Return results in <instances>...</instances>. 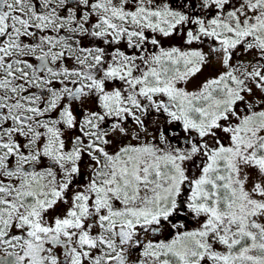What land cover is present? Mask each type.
<instances>
[{
    "label": "snow or ice",
    "instance_id": "obj_1",
    "mask_svg": "<svg viewBox=\"0 0 264 264\" xmlns=\"http://www.w3.org/2000/svg\"><path fill=\"white\" fill-rule=\"evenodd\" d=\"M0 264H264V0H0Z\"/></svg>",
    "mask_w": 264,
    "mask_h": 264
}]
</instances>
